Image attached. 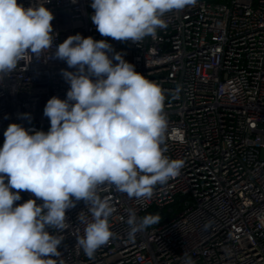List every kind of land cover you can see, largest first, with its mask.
<instances>
[{
	"label": "built area",
	"instance_id": "1",
	"mask_svg": "<svg viewBox=\"0 0 264 264\" xmlns=\"http://www.w3.org/2000/svg\"><path fill=\"white\" fill-rule=\"evenodd\" d=\"M46 2L17 0L52 11L53 46L29 52L0 80L2 135L13 123L48 132L47 101L67 98L62 70L76 71L54 53L80 34L106 40L110 58L120 53L160 87L167 119L161 148L183 161L180 174L154 186L150 199L99 187L115 209V235L93 258L77 243L85 228L79 214L91 220L87 205L81 200L66 210L65 228L48 229L62 240L57 264H184L186 256L195 264H264V0H196L166 13L167 26L138 43L102 36L91 20L92 0ZM20 196L15 205L36 199ZM129 209L161 220L129 239Z\"/></svg>",
	"mask_w": 264,
	"mask_h": 264
},
{
	"label": "clouds",
	"instance_id": "2",
	"mask_svg": "<svg viewBox=\"0 0 264 264\" xmlns=\"http://www.w3.org/2000/svg\"><path fill=\"white\" fill-rule=\"evenodd\" d=\"M195 3L92 0L91 20L104 37L138 43L167 26L166 13ZM53 19L45 4L25 8L17 0H0V80L29 52L39 55L53 46ZM112 51L106 40L69 36L54 55L76 71L62 70L70 84L67 98L53 96L47 101L48 132L30 134L15 123L4 132L0 148V264H57L53 257L60 255L62 240L48 229H64L66 210L81 200L91 220L79 214L85 228L77 243L93 258L115 235L109 223L115 209L109 199L98 195L100 186H114L141 201L151 198L154 186L180 174L183 161L170 159L161 148L167 119L160 87L138 73L120 53L110 58ZM24 118L29 117L25 114ZM21 191L36 199L15 205ZM160 220L159 213L138 218L137 211L129 209V239ZM184 264L195 262L186 256Z\"/></svg>",
	"mask_w": 264,
	"mask_h": 264
},
{
	"label": "water",
	"instance_id": "3",
	"mask_svg": "<svg viewBox=\"0 0 264 264\" xmlns=\"http://www.w3.org/2000/svg\"><path fill=\"white\" fill-rule=\"evenodd\" d=\"M35 131H30V134H34ZM4 141H5V136L4 135H1L0 136V145L3 147V144H4Z\"/></svg>",
	"mask_w": 264,
	"mask_h": 264
},
{
	"label": "trees",
	"instance_id": "4",
	"mask_svg": "<svg viewBox=\"0 0 264 264\" xmlns=\"http://www.w3.org/2000/svg\"><path fill=\"white\" fill-rule=\"evenodd\" d=\"M2 133H3V132H2V131H0V136L2 135Z\"/></svg>",
	"mask_w": 264,
	"mask_h": 264
}]
</instances>
